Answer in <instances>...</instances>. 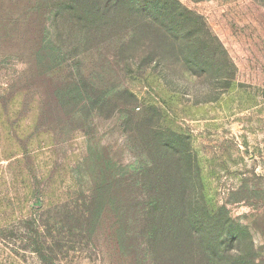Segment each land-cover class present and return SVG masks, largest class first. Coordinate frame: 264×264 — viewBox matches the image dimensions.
<instances>
[{"label": "rangeland", "instance_id": "1", "mask_svg": "<svg viewBox=\"0 0 264 264\" xmlns=\"http://www.w3.org/2000/svg\"><path fill=\"white\" fill-rule=\"evenodd\" d=\"M66 1L0 0V264H145L116 199L132 215L148 193L149 145L166 151L171 174L177 151L196 166L186 192L209 226L195 247L212 236L218 264H264V0H182L228 57L202 80L126 64L115 39L96 47L66 25L58 35L52 5ZM41 24L61 49L45 51L53 66L39 56ZM119 88L145 116L137 127L113 111ZM207 92L218 96L199 102Z\"/></svg>", "mask_w": 264, "mask_h": 264}, {"label": "trees", "instance_id": "2", "mask_svg": "<svg viewBox=\"0 0 264 264\" xmlns=\"http://www.w3.org/2000/svg\"><path fill=\"white\" fill-rule=\"evenodd\" d=\"M57 7L59 11L54 27L58 35L61 26L66 25L63 30L71 36L93 39L96 47L101 48L115 39L119 44V47L116 45L117 53L120 56L127 54L124 59L126 64L137 60L142 67L159 69L162 66L165 79L173 78L177 70L188 80L208 79L215 73L223 74L228 63L222 44L204 22L183 5L182 0H67L65 4L52 5L53 9ZM28 16L29 11L24 13V18ZM40 28L43 35L39 56L45 61L50 59L48 64L53 66L59 57L56 54L45 57V51L56 53L61 49L52 43L46 45L44 38L48 29L44 24ZM80 78L84 84L81 87L86 91V79ZM212 86L216 91L225 90L230 83ZM203 94L199 102L213 101L218 96L210 97L208 92ZM116 95L112 99L113 111L122 113L129 126L137 127L145 116L134 112L135 96L128 88H119ZM123 97L126 98L124 101L120 99ZM105 105L101 104L98 110H103ZM151 130L155 131L153 126ZM188 152L183 155L177 151L175 173L171 174L173 164L169 163L166 151L149 145V157L152 156L153 161L150 163L148 158L146 164L141 163L139 170L142 185L148 193L142 202L133 204L132 215L128 203L122 198L116 199L121 206L120 217L127 222L124 230L129 236L131 250L134 244L143 246L141 259L145 264L219 263L214 258L222 254L215 241L218 238L211 236L205 240L206 243L195 247L196 235L206 232L208 224L198 219L194 197L186 192L187 188L195 185V176L199 180L198 175L194 176L196 166L186 162ZM197 185L201 187L200 181Z\"/></svg>", "mask_w": 264, "mask_h": 264}]
</instances>
